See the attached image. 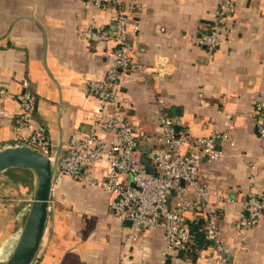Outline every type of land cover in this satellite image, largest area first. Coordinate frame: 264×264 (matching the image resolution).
<instances>
[{"label":"crops","instance_id":"1","mask_svg":"<svg viewBox=\"0 0 264 264\" xmlns=\"http://www.w3.org/2000/svg\"><path fill=\"white\" fill-rule=\"evenodd\" d=\"M86 1L0 0V90H8L7 97L0 96V110L5 111L0 114V148L12 145L16 137L15 96L24 79L37 96L36 118L47 127L50 151L61 146L65 153L75 128H91L99 102L88 95L87 82L105 75L115 42L104 46L87 38L90 24L111 31L114 24L112 8L99 9ZM236 1L227 42L211 53L195 39L200 26L216 16L220 0H142L134 39L142 69L127 74L122 90L129 119L146 132L159 130L154 118L158 96L169 101L177 127L193 137L223 130L226 115L233 113L236 146L224 144L219 160L203 163L202 178L213 172L212 192L231 199L221 229L231 264H264V219L245 230L235 226L248 193L264 191V139L252 115L254 104L264 102V0ZM159 25L166 31H159ZM154 150L152 143L141 147V156L153 166ZM105 168L101 163L95 171ZM20 171L31 173L10 169V175L0 174V262L6 260L4 249L11 253L33 196L34 177L29 181L31 197H26L29 183L13 184ZM5 182L13 184L12 191L1 189ZM113 199L97 185L55 178L36 264H166L162 230L153 228L131 242L130 224L113 214ZM169 257V264H216L206 246L196 247L195 259L173 252Z\"/></svg>","mask_w":264,"mask_h":264},{"label":"built area","instance_id":"2","mask_svg":"<svg viewBox=\"0 0 264 264\" xmlns=\"http://www.w3.org/2000/svg\"><path fill=\"white\" fill-rule=\"evenodd\" d=\"M99 9H113L114 29L90 24L87 38L107 46L115 42L114 60L100 79H89L87 93L99 102L92 117L91 128H75L69 147L58 162L56 178L71 177L79 184H94L111 192L113 214L130 222L127 238L139 241L153 228L162 230L167 246L166 262L170 253L186 252L194 243L192 224L201 222L207 247L213 252L216 264H231L222 234V221L231 202L229 197L212 192L215 174L202 178V165L221 158L224 144L236 146L231 132L236 125L233 113L226 115L225 128L200 137L190 136L177 127L167 98L158 96L154 118L159 130L146 132L141 124L135 125L128 117L123 82L127 74L142 69L135 36L139 31L137 17L142 0H87ZM237 9L236 0H220L216 16L210 24L200 26L195 39L197 45L216 52L227 42L228 22ZM164 32V25H159ZM176 38L179 35H175ZM16 94L19 111L13 115L17 134L12 145H26L51 156V137L44 123L36 118L37 96L30 81H21ZM7 97L8 90H0ZM4 115V109L0 110ZM260 138L264 139V102L257 101L252 111ZM31 129L24 134L23 129ZM155 145L156 172L142 163L141 147ZM106 163L103 173L95 171L98 164ZM50 209V207H49ZM244 210L235 226L245 230L264 219V191L249 192ZM187 258H191L187 256Z\"/></svg>","mask_w":264,"mask_h":264},{"label":"water","instance_id":"3","mask_svg":"<svg viewBox=\"0 0 264 264\" xmlns=\"http://www.w3.org/2000/svg\"><path fill=\"white\" fill-rule=\"evenodd\" d=\"M61 155V146L56 152L51 151V156L26 145H7L0 148V174L10 169L28 170L33 174L35 183L31 204L16 243L7 259L0 264L38 262ZM141 160L149 171L156 172L155 166L147 157L142 156Z\"/></svg>","mask_w":264,"mask_h":264},{"label":"rangeland","instance_id":"4","mask_svg":"<svg viewBox=\"0 0 264 264\" xmlns=\"http://www.w3.org/2000/svg\"><path fill=\"white\" fill-rule=\"evenodd\" d=\"M3 175H10L9 174V172H3L2 173ZM16 176L15 177H13L11 180L13 181V184L14 183H17V184H28L29 183V181H30V183H32V179H33V174H31L30 173V175H29V173H25V172H23V171H20L19 173H16L15 174ZM13 176V175H12ZM29 183V184H30ZM13 184H9V182H5V184H4V186H2L1 187V189L2 190H5V189H11V188H13ZM31 185L32 184H30V188H29V191H28V196L26 195V197H31V195H32V190H33V188H31ZM11 191H12V189H11ZM14 191V190H13ZM18 193L19 194H21L22 196L21 197H23V196H25V194L23 195L22 193H20V191H18ZM15 194H17V192L15 193ZM28 202V201H27ZM13 242L15 243V240L13 239ZM13 247V246H12ZM10 252V249H9V247L7 248V249H4V251H3V257H2V260L3 259H7V257L9 256V253Z\"/></svg>","mask_w":264,"mask_h":264},{"label":"trees","instance_id":"5","mask_svg":"<svg viewBox=\"0 0 264 264\" xmlns=\"http://www.w3.org/2000/svg\"><path fill=\"white\" fill-rule=\"evenodd\" d=\"M192 229L195 233V238H194V243L191 246V249L186 251V252H179L178 254L184 258L189 256L192 259H195L196 247L198 245L207 247V244H206L205 239H204V233L201 230V222H199L198 224H192ZM169 263H170V257L168 256L167 260H166V264H169Z\"/></svg>","mask_w":264,"mask_h":264}]
</instances>
